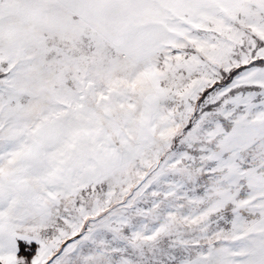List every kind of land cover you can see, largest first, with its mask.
<instances>
[{
    "label": "snow or ice",
    "instance_id": "snow-or-ice-1",
    "mask_svg": "<svg viewBox=\"0 0 264 264\" xmlns=\"http://www.w3.org/2000/svg\"><path fill=\"white\" fill-rule=\"evenodd\" d=\"M0 264H264V0H0Z\"/></svg>",
    "mask_w": 264,
    "mask_h": 264
}]
</instances>
